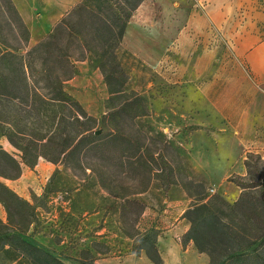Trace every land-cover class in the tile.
Listing matches in <instances>:
<instances>
[{
  "label": "rangeland",
  "instance_id": "374dc122",
  "mask_svg": "<svg viewBox=\"0 0 264 264\" xmlns=\"http://www.w3.org/2000/svg\"><path fill=\"white\" fill-rule=\"evenodd\" d=\"M47 1L60 2L35 0L30 8L35 19L28 26L31 34L32 27L35 35L42 34L38 42L76 5L66 8L42 32L46 23L41 20L42 8ZM256 12L264 14V0L240 6L232 17V34L214 25L196 30L187 23L180 25L175 38H167L151 28V33L155 32L151 40L159 44L157 52L148 42L145 48L150 52L135 53L123 39L126 99L137 94L146 99L150 115L142 120L154 131L163 133L172 149L179 148L193 171L188 176L207 180L208 198L220 195L229 203L239 199L242 188L228 178L250 177L243 159H250V154L260 155L263 161L258 165L264 168V145L260 142L264 137V93L245 56L236 49L238 30L248 19H254ZM165 19L164 31L171 28L167 16ZM80 62L83 61L76 62L78 74ZM90 66L91 80L68 81L66 89L90 115L101 120L124 99L111 101L101 70ZM10 141L1 137L0 149L21 161V151ZM148 146L144 152L146 157L154 154L150 165L156 173L155 161L159 162L156 146H160L152 143ZM172 149L166 153L176 164L177 153ZM9 155L0 153V171L5 173L0 174V183L28 203L29 211H34L27 228L30 240L68 264H133L141 255L150 258L146 248H142L141 239L146 231L158 234V245L169 224L180 218L191 223L188 210L196 200L182 185L189 180L187 177L177 178V184L164 191L153 174H149L150 179L142 172L122 175L115 158L90 156L71 166L40 157L35 165L21 163V172L14 178L11 175L15 163ZM23 209L8 207L0 199V221L10 229L20 223L27 227V220L19 212ZM183 240L184 236H180L179 241ZM203 243L208 251L219 250L213 239ZM145 245L152 248L150 242ZM216 259L221 256L216 255ZM0 264L18 262L1 251Z\"/></svg>",
  "mask_w": 264,
  "mask_h": 264
},
{
  "label": "trees",
  "instance_id": "16d2710c",
  "mask_svg": "<svg viewBox=\"0 0 264 264\" xmlns=\"http://www.w3.org/2000/svg\"><path fill=\"white\" fill-rule=\"evenodd\" d=\"M144 1L81 0L31 45V30L15 2L0 0V138L11 140L21 151V161L2 149L0 153L14 161V178L21 172V163L35 165L40 157L71 166L90 156L115 158L122 175L153 174L164 191L177 184V178L187 177L182 185L196 201L188 210L191 227L183 245L194 241L200 252L209 253L210 264H264V168L258 165L262 157L250 154L252 159H245L249 179L228 178L242 188L237 201L229 203L220 195L208 198L207 180L188 176L193 171L179 148L172 149L163 133L142 120L150 115L146 99L138 94L126 99L123 39ZM77 61H88L101 70L111 101L124 99L101 120L66 89L78 74ZM149 143L160 146H156V173L150 165L154 154L146 157L144 152ZM170 148L177 153L176 164L166 153ZM0 191L8 207L24 208L19 212L27 220V227L20 223L11 229L0 221V253L18 264H68L30 240L27 228L34 211L28 210V203L1 183ZM152 233H144L142 248L155 264H162L158 234ZM212 239L219 249L214 253L203 243ZM146 242L152 248L145 247Z\"/></svg>",
  "mask_w": 264,
  "mask_h": 264
},
{
  "label": "crops",
  "instance_id": "0c3cea01",
  "mask_svg": "<svg viewBox=\"0 0 264 264\" xmlns=\"http://www.w3.org/2000/svg\"><path fill=\"white\" fill-rule=\"evenodd\" d=\"M14 1L27 25L30 23L32 26L35 17L30 12V8L34 7L35 0ZM59 1L54 4L47 1L46 7L42 8L44 14L41 20L42 22L44 19L46 20L42 32L48 30L51 27V22L58 19L66 8L72 7L81 0ZM249 1L254 0H145L128 24L124 42L129 50L139 54L150 52L145 48L150 42V45L157 52L159 44L151 40L155 36V32L151 33V28L156 29L160 37L175 38L179 33L180 25L187 23L189 26L195 27L196 30H203L214 25L222 28L226 34H232L231 23L234 13L240 6L249 3ZM166 16L167 21L171 23V28L164 31L162 25ZM238 33L240 37L236 49L238 53L245 56L250 72L264 93V14L256 12L254 19H248L245 25L240 27ZM40 35L42 34L35 35L32 27L31 42L37 43ZM80 63H78L81 70L80 74L70 81L91 80V66L87 61ZM87 68H89L88 73H86ZM95 74L97 75V72ZM263 129L264 124L262 125ZM260 142L263 146L264 137L260 139ZM242 172L244 173V169ZM190 224L184 218H180L166 227L164 236L158 240L157 245L162 264H210V256L206 252H200L193 241H189L186 245L179 241V237L184 236L190 229ZM103 262H107V260ZM133 264L155 263L146 255H141L134 260Z\"/></svg>",
  "mask_w": 264,
  "mask_h": 264
},
{
  "label": "water",
  "instance_id": "95a60500",
  "mask_svg": "<svg viewBox=\"0 0 264 264\" xmlns=\"http://www.w3.org/2000/svg\"><path fill=\"white\" fill-rule=\"evenodd\" d=\"M100 131H98L97 133H99Z\"/></svg>",
  "mask_w": 264,
  "mask_h": 264
}]
</instances>
